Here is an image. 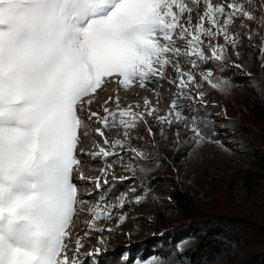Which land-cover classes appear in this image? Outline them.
<instances>
[{
  "label": "snow or ice",
  "instance_id": "obj_1",
  "mask_svg": "<svg viewBox=\"0 0 264 264\" xmlns=\"http://www.w3.org/2000/svg\"><path fill=\"white\" fill-rule=\"evenodd\" d=\"M245 2L253 0H231L216 6L203 0V14L193 27L190 21L181 24L180 19L200 0H0V264H99L106 237L98 239L88 262L79 259L83 238L75 240L71 258L67 241L73 217L80 210L77 205L83 203L73 181L74 168L80 163L76 151L81 140L80 113L106 83L114 81L125 89L138 83L146 88L160 82L172 65L179 80L169 83L176 85L178 94L170 112L159 117L160 122L184 123L194 134V145L219 143L213 140L218 135L215 131H205V121L198 116L189 118L182 110L186 90L200 85L192 72L181 70L180 58L187 57L193 68L199 67L198 61H215L223 72L227 45L235 49L239 43L238 34H230L229 27L240 16L249 21L256 18L255 10L244 9ZM259 11L264 26V7ZM220 36L225 44H213ZM174 37L187 41V52L182 54L175 47ZM202 37L208 38L210 55L203 50ZM259 52L264 62V40ZM236 55L239 58V52ZM202 80L221 93L231 87L229 79L214 77L212 69L204 71ZM204 95L201 92L197 98L202 100ZM110 101L111 97L105 103ZM116 102L119 105L118 96ZM148 105L145 100L143 112L139 106H130L115 111L105 107L103 117L94 111L88 114V119L95 118L101 126L96 129L101 137L104 128L124 129V141L116 140L110 150L102 146L87 153L92 159L102 158L105 185L109 184L108 170L114 167L109 158L121 155L115 149L130 143V129L154 116L156 109ZM148 132L152 134L150 128ZM176 135L178 138L179 132ZM104 144L109 145L106 138ZM129 151L134 160L145 157L143 150L129 147ZM144 170L141 167L140 171ZM79 179L83 181L82 174ZM93 182L100 189L101 177ZM144 199L135 189L111 199L101 193L90 210L93 219L85 238L91 231L110 235L113 229L98 227L97 222L113 219L111 209L115 207L139 204ZM126 218L116 217L117 226ZM134 264L172 261L154 256L136 259Z\"/></svg>",
  "mask_w": 264,
  "mask_h": 264
},
{
  "label": "rangeland",
  "instance_id": "obj_2",
  "mask_svg": "<svg viewBox=\"0 0 264 264\" xmlns=\"http://www.w3.org/2000/svg\"><path fill=\"white\" fill-rule=\"evenodd\" d=\"M211 2L216 6L231 0H211ZM243 7L246 11L255 10L253 14L256 18L249 21L240 16L229 27L230 34H238L239 43L235 49L230 44L227 45L226 57L222 62L223 72L218 70L215 61L206 64L198 61L199 67L193 68L192 64L187 62V57L182 55L180 58L181 70L186 73L192 72L196 84L200 85L198 88L194 85L190 86L186 90L185 98L181 102L182 110L189 118L198 116L200 120L205 121L208 124L205 131L208 134L215 131L218 135L213 137V140H218L219 143L205 141L194 145L191 139L194 134L184 123L173 121L171 125H165L160 122L159 117L166 116L170 112L171 103L178 94L176 85L169 83L179 80L172 65L166 68L163 79L157 84L159 88L155 92L159 95L141 88L138 83L125 89L113 81L102 86L101 90L98 89L96 96L92 97L93 102L85 105V111L80 114L87 116L94 111L101 116L103 113L98 109L97 102H103L102 107H107L110 111L117 110V107L126 109L131 106L135 109L139 106V110L143 112L147 100L148 107L156 109V112L154 116L146 117L147 123L140 122L136 128L129 130V135L132 137L130 143L126 142L124 148L115 149L121 154L120 157L109 158V162L113 163L114 167L108 170V185L103 183L101 176V169L105 168L101 157H97L98 161L91 166L94 168L92 170L84 169L81 163L74 168L73 181L78 186V200L83 203L77 205L80 210L73 217V224L70 226V239L67 241L70 258L74 253L75 240L79 237L83 238L84 244L80 249L79 259L88 262V254L98 247V239L102 235L106 237L107 244L99 257V260L105 258V262L101 261L99 264H124L128 261H133L129 264H134L136 259L146 260L142 259L141 252L152 253L147 259L160 257L153 253L161 249V244L152 246L153 241L164 239L166 235L164 232L183 220L172 194L177 193L189 198L194 206L202 207L206 214H210L213 198L210 185L214 180L234 176L240 165L248 162V156L243 148L244 139L258 133L261 139L255 136L256 141L253 140L257 145L264 147V62L260 59L259 52L261 42L264 40V26L260 22L259 9L264 7V0H253L251 4L245 2ZM203 11V0H200L198 5H194L191 13L186 12L181 17L180 23L189 25L190 21L191 26L194 27L199 23ZM205 27H208L207 23ZM257 32L260 34L257 35ZM250 34L251 40L248 39ZM174 39H176L175 47L180 49L182 54L188 51L186 40L178 37ZM202 40L203 50L210 55L208 38L202 37ZM212 43L224 45L225 41L220 36ZM235 65L241 67L237 68ZM207 69L213 70L214 77L223 76L229 79L231 87L224 93L211 88L202 80V74ZM105 89L110 92L104 93ZM201 92L205 94L202 100L197 98ZM117 96L119 105L116 102ZM109 97L111 101L106 104L105 101H108ZM81 125L79 133L82 131L80 133L82 137L77 146V154L82 146L84 150L92 153L102 146L110 150L113 142L118 139L125 140L122 127L104 128L102 129L104 137H101L96 132L101 126L95 118L86 120ZM149 128L151 135L148 132ZM177 132H179L178 138ZM105 138L109 141V145L104 144ZM85 143L92 144V148H86ZM129 147L143 150L144 159L134 160ZM141 167L145 169L143 172L140 171ZM130 168L135 171H129ZM80 171H83V181L75 180L77 175L80 176ZM97 177H101L100 189H97L96 183L93 182ZM121 177L127 179L121 180ZM131 189H135V194L145 199L139 204L125 203L122 208L115 207L111 209L113 219L97 222L98 227H111L113 232L110 235L107 232L91 231L85 238V233L89 232V222L93 219L90 210L97 205L101 193L111 199L122 193H129ZM236 193L238 196L242 195L240 190ZM119 215H126L127 218L123 224L117 226L116 217Z\"/></svg>",
  "mask_w": 264,
  "mask_h": 264
},
{
  "label": "trees",
  "instance_id": "obj_3",
  "mask_svg": "<svg viewBox=\"0 0 264 264\" xmlns=\"http://www.w3.org/2000/svg\"><path fill=\"white\" fill-rule=\"evenodd\" d=\"M158 83L146 89L157 91ZM255 136L261 139L258 133L244 139L248 162L234 176L213 179L210 214L189 198L172 194L183 220L167 229L164 239L153 241L152 246L161 244L153 254L173 264H264V147L256 144ZM239 190L241 196L236 193ZM141 253L142 259L152 255Z\"/></svg>",
  "mask_w": 264,
  "mask_h": 264
},
{
  "label": "bare ground",
  "instance_id": "obj_4",
  "mask_svg": "<svg viewBox=\"0 0 264 264\" xmlns=\"http://www.w3.org/2000/svg\"><path fill=\"white\" fill-rule=\"evenodd\" d=\"M107 84V83H106ZM104 87V86H103ZM101 90V89H100ZM100 90L98 91V93H100ZM110 92V90H108V89H105V91H104V93H109ZM103 93V94H104ZM96 96V95H95ZM99 95H97V97H98ZM96 97V98H97ZM106 102V101H105ZM101 103H103V102H97L96 104H97V107H98V109H100L101 111H102V115L104 116L105 115V113L103 112V107H102V104ZM86 114V113H85ZM81 115V119H82V123L81 124H83V122L84 121H86V120H89L90 121V119H88V115L87 116H85V115H83V114H80ZM101 115V117H103ZM82 126V125H81ZM79 135L82 137V135L79 133ZM81 142V141H80ZM84 145V144H83ZM92 145V144H91ZM91 145H90V143L89 144H86L85 143V146H86V148H88V149H91L92 147H91ZM87 153H90V152H88L87 150H84L83 149V146L80 148V151H79V154H78V159H79V161H80V163H81V166L84 168V169H86V170H92V169H94L93 167H91L92 165H95L96 164V162L98 161L97 159V157L95 158V159H92L89 155H87ZM83 169V170H84ZM83 173V171H80L79 172V175H81ZM79 177L80 176H76L75 177V180H80L79 179ZM87 178H88V176H87ZM90 178V177H89Z\"/></svg>",
  "mask_w": 264,
  "mask_h": 264
}]
</instances>
